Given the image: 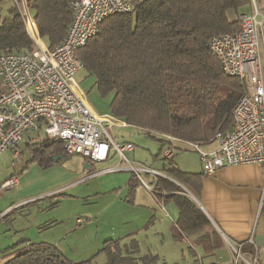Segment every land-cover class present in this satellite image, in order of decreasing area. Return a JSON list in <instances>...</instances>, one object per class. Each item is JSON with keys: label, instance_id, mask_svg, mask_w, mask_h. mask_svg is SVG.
I'll return each mask as SVG.
<instances>
[{"label": "trees", "instance_id": "obj_1", "mask_svg": "<svg viewBox=\"0 0 264 264\" xmlns=\"http://www.w3.org/2000/svg\"><path fill=\"white\" fill-rule=\"evenodd\" d=\"M73 1L25 0L47 48L65 36L73 18ZM2 2L0 53L35 50L19 3L8 6L9 19L4 23ZM251 2L134 0L131 11L102 20L98 32L76 54L85 77L92 78L101 96H110V114L163 144V133L182 141L205 142L217 130L230 127L231 109L244 92L239 78L222 71L209 40L238 29L240 16L247 14ZM29 146L30 161L44 169L57 162L56 156H67L58 139L44 138ZM172 159H167L164 173L197 198L204 173L182 171ZM155 182L153 192H167L164 202L178 208L176 232L194 238L189 243L193 255H197L194 244L209 251L221 247L217 231L207 232L212 224L194 199L166 177L159 176ZM243 244L245 251H252L247 241ZM1 264L75 263L57 245L34 242Z\"/></svg>", "mask_w": 264, "mask_h": 264}, {"label": "built area", "instance_id": "obj_2", "mask_svg": "<svg viewBox=\"0 0 264 264\" xmlns=\"http://www.w3.org/2000/svg\"><path fill=\"white\" fill-rule=\"evenodd\" d=\"M21 1L26 30L36 49L0 53V154L10 150L12 157L18 159V144L23 136L43 129L46 138L62 142L67 155L78 154L92 162L116 155L119 163L126 164L109 170L131 171L153 192L155 184L146 182L141 173L152 176L155 181L165 175L147 166H132L125 152L133 149V144L118 142L111 132L113 127L127 126V122L92 109L85 90L76 80L77 71L83 67L77 50L98 32L102 20L131 11L134 0H74L73 18L67 32L52 48H47L40 38L32 16L24 11L25 0ZM263 47L264 12L256 5L253 13L240 16L238 29L210 38V51L219 59L222 71L239 78L244 92L231 109L230 127L217 130L207 140H216L215 150L204 151L200 149L203 142L182 141L163 133L166 159L173 157L174 143L179 142L199 153L205 175L213 174L222 166L256 164L264 168ZM14 183L11 177L1 182L0 187H11ZM247 242L252 251H245L243 242L226 240L233 263L264 264V244L256 246L252 239ZM194 264L206 263L197 256Z\"/></svg>", "mask_w": 264, "mask_h": 264}, {"label": "rangeland", "instance_id": "obj_3", "mask_svg": "<svg viewBox=\"0 0 264 264\" xmlns=\"http://www.w3.org/2000/svg\"><path fill=\"white\" fill-rule=\"evenodd\" d=\"M18 1L22 10V1ZM251 1V6L247 9L248 13H253L254 5L264 12V0ZM12 3L14 0H3L2 17ZM261 51L264 72V47ZM76 78L82 84L88 81L83 69L77 71ZM85 94L87 102L97 113L108 114L110 112V96H101L95 85L89 83ZM43 132L40 133L42 138L45 137ZM111 132L118 142L127 141L133 144L134 149L131 152H125L133 167L150 166L162 170L166 143L163 144L131 125L113 127ZM36 135L31 133L29 136ZM25 137L19 143L18 150L22 153L18 159L12 157L10 150L0 154V181L13 173L14 169L21 175L22 171L25 174L36 166L45 175V172L53 166L44 169L37 161H30V156L24 148L25 140H28L27 136ZM174 153H176L175 161L178 162L177 157L180 156L182 165H179L182 169L185 165L199 162V154L194 151L174 149ZM24 163L26 165L21 169ZM90 163L92 167L89 170L86 169V163L81 155L64 156L58 162L59 167L57 168L78 170L81 174L77 177H82V180L59 179L46 175V180L36 185L39 190L22 198L21 201L15 200L14 203L20 204L19 207H15L14 210L13 204L9 211L1 215L0 248L13 245L14 229L40 216L41 221L48 224L42 232L44 237L51 244L57 245L67 259L75 264H194L196 262V256L189 247L190 239L191 244L194 243L193 237L185 238L178 235L175 238L173 234L177 235V230L173 223L168 224L156 219L154 222H149L154 214V207L148 204L149 197L146 192L149 190L140 183L139 178L137 201H140L142 206L126 203L116 196L115 192L100 190L97 188L98 182L90 176L87 177L86 173L91 170H102V168L118 164L117 157L107 158L105 161H90ZM147 175L141 173V177L150 183L151 180ZM4 192L9 193V188L0 187V203L3 204L6 202L4 201L6 198L1 195ZM262 204L261 216H264V202ZM172 206L170 204L166 207L168 211L174 213L175 209ZM207 228L208 233L215 231L213 225ZM217 235L221 247L215 250L214 254L209 255V250H205L201 245H198L202 248L198 247L200 248L198 252H201L206 263L209 260H218L220 264H234L226 241L218 232Z\"/></svg>", "mask_w": 264, "mask_h": 264}, {"label": "crops", "instance_id": "obj_4", "mask_svg": "<svg viewBox=\"0 0 264 264\" xmlns=\"http://www.w3.org/2000/svg\"><path fill=\"white\" fill-rule=\"evenodd\" d=\"M14 2L19 1L14 0ZM7 13L2 17L4 23L7 22L9 19ZM78 83L80 84V87L82 89L86 90V86L89 85V83H92V78H88L86 84H82L80 82ZM42 131L43 129L34 132L35 134H37L36 136H29L30 134L25 135L27 136L28 140H25L24 148L30 156L29 159H31L29 145L40 142L41 140L46 138V136L43 138L41 137L42 135L40 133ZM24 138L26 137L23 136L21 141L24 140ZM201 146L204 147L202 148ZM216 147V140L207 141L200 144V149L204 151H211ZM133 149L128 150V152H131ZM174 149L179 151H194L179 142L174 143ZM20 153H22V151H20ZM175 155L176 153H174L172 160L173 163L177 165V168L185 172L202 173V164L199 155L198 163L190 164L188 166L185 165L184 169L180 167V165H182L180 156L178 155L177 162L175 161ZM56 157L57 162L54 163L56 165L53 164V166L49 168V171L45 172V175H43L42 172L38 169V167L35 166L34 169L25 172V174L23 173L24 171H22L21 175H19L14 169V172L12 171L13 173H11L7 178L0 181V183L6 181L12 175H14L15 183L11 187H7L9 188V193L4 192L1 194L2 197L6 198V200H4L6 202H4V204L0 203V219L1 215L6 211H9L13 204L14 210L15 207H19L20 204L14 203L15 200L21 201L22 198L29 196L30 194H34V192L39 190L37 189L36 185H39V183H42L43 180H46V175L51 176L52 178L59 179L77 178L78 181L83 179L82 177H77L81 174L78 170H65L63 168H57L59 167L58 162L63 156L58 155ZM114 157H116V155H111L109 158ZM83 160L86 163V169L90 170L92 167L90 160H87V158L85 157H83ZM164 161L165 162L162 165V170L155 167H147L153 168L164 174L167 179L178 184L192 198V193H190L185 186H183L178 181L167 176L164 173L163 169L165 168L167 159H165ZM25 165L26 164L24 163L21 169H23ZM117 166L124 167L125 165H121L118 163L116 165L102 168V170H91L87 172L86 175L87 177L90 176L91 179H94L98 182L97 188H100V190H104L105 192L111 193L115 192V194H117L116 196L120 197L121 199H123V201L129 203L130 205H141L140 201H137L138 178L131 171H127L124 169L109 170L110 168ZM147 176H149L151 180L150 184H156L154 182L155 179L152 178V176ZM263 185L264 168L261 165L244 164L235 166H222L216 169L215 172L211 175H202L201 189L200 192H198L199 196L197 198L194 196L193 197L196 199L195 202L198 204L197 206H199L200 209L204 212V215L209 218L214 229L224 238L225 241L229 240L230 242H246L249 239H252L253 243L256 246H261L262 244H264V216H261V207L263 205L262 202H264L262 200ZM146 193V195L149 197L148 204L154 207V214L150 217L149 222H154V220L156 219L161 220V222L163 221L168 224L173 223L175 225L179 212L178 208L173 202H164V197L166 196L167 192L165 193V191H163L162 193H154L148 191ZM170 204H172V207H174L175 209L174 213L173 211H168L166 207ZM44 222L45 221H41V217L39 216L37 219H34L27 224H24V226L20 225L19 227H17V229H14V248L8 250V248L13 245H6V247L0 248V264L5 262V260L13 254H16L20 250L26 248L27 245L30 243H50L44 237V234H42L43 230L46 229V227L48 226V224H44ZM176 234L177 235L173 234L175 238H177V236L179 235L178 232ZM181 236L188 238V236L185 235H180V237ZM191 241L192 240L190 239V242ZM198 247L201 248V246L198 245L194 247L196 254L201 258V260L204 261L203 256H201L202 254H200L201 252H198V249H200ZM214 253L215 250L212 251V253H210L209 251L208 254L210 255ZM206 264L220 263L218 260H209Z\"/></svg>", "mask_w": 264, "mask_h": 264}, {"label": "water", "instance_id": "obj_5", "mask_svg": "<svg viewBox=\"0 0 264 264\" xmlns=\"http://www.w3.org/2000/svg\"><path fill=\"white\" fill-rule=\"evenodd\" d=\"M28 10L27 9V6H24V11ZM57 157H55V160H56ZM186 190V189H185ZM187 191V190H186ZM192 198L196 201V199L192 196Z\"/></svg>", "mask_w": 264, "mask_h": 264}]
</instances>
